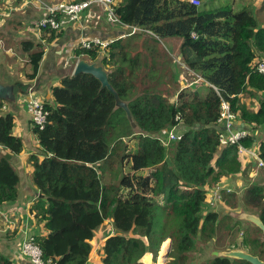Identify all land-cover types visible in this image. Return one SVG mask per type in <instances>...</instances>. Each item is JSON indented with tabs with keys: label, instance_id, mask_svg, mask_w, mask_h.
<instances>
[{
	"label": "trees",
	"instance_id": "trees-1",
	"mask_svg": "<svg viewBox=\"0 0 264 264\" xmlns=\"http://www.w3.org/2000/svg\"><path fill=\"white\" fill-rule=\"evenodd\" d=\"M114 13L137 31L130 40L108 43L99 63L110 69L108 81L131 118L90 74L65 76L52 88L54 105L43 103L45 122L42 128H32L39 152L28 157L32 181L41 194L29 209L43 231L33 238L44 260L86 264L95 229L111 217L121 234L104 241L101 264H142L141 257L151 252L154 258L167 238L174 251L167 264H186L197 238L213 237L220 227L233 228L218 213L209 212L205 201L211 188L206 187L217 183L222 169L233 172L240 166L233 156L236 146L219 145L221 101L250 128L240 141L243 147L252 146L251 131L264 125V98L259 96L264 93V73L255 70L264 59V27L250 6L234 9L228 3L206 7L190 0H120ZM41 30L48 40L57 33ZM170 37L181 39V64L192 72V79L201 77L204 95L198 94L199 87H181L175 79L171 57L157 47ZM33 46L22 43L29 52L31 78L42 55V44ZM100 51L99 45L80 44L73 55L94 62ZM4 103L0 99V144L17 154L21 140L12 133V115L1 111ZM172 127L177 134L164 145L155 134ZM131 136L135 151L124 146L120 156L128 171L116 185L109 184L105 171L121 152L113 144ZM257 153L264 164V137ZM17 181L8 158L1 156L0 205L14 200ZM243 204L264 225V187L248 186ZM252 226L255 235L244 231L240 246L264 262V232ZM126 233L146 238L147 244ZM0 264L10 263L0 255ZM207 264L249 263L213 256Z\"/></svg>",
	"mask_w": 264,
	"mask_h": 264
},
{
	"label": "crops",
	"instance_id": "crops-1",
	"mask_svg": "<svg viewBox=\"0 0 264 264\" xmlns=\"http://www.w3.org/2000/svg\"><path fill=\"white\" fill-rule=\"evenodd\" d=\"M61 1L80 0H0V84L12 86L14 95L13 101L4 100L5 103L1 111L12 115V133L21 140L22 144L21 151L17 154L10 153L0 144V157L5 156L8 158L18 177L14 200L0 205V255L10 264H32L22 254V243L28 237L43 233L41 223H37L29 212L30 207L40 199L41 194L32 181V167L28 163V157L39 152L38 140L32 130L28 103L32 99H38L48 105H54L52 88L58 86L63 77L73 75L78 60L83 59L89 62L84 57L76 58L73 55L75 48L80 47V44L84 41L94 38H98L101 41L113 39L127 41L132 37V35H125L129 32V25L122 24L119 20L118 23L109 24L106 21L104 10L92 8L88 16H81L75 22H69L53 29L57 31L53 39L48 40L47 37L44 39L45 35L41 28H37L38 20L44 15L42 4H54ZM119 1L115 0V4ZM236 1L211 0V2L206 4V7H215L219 4L228 3L234 8ZM201 2L204 3V0H201ZM240 3L242 5L238 8L250 6L247 1L244 4L245 0H240ZM250 7L254 11L255 18L260 21L259 24L264 27V0H256V5ZM95 15L97 19H94ZM25 41L32 42L34 46L42 44V55L37 71L32 78L29 77L31 71V66L28 63L29 52H25L22 49V43ZM159 45L157 47L162 51L164 49L171 57V68L175 72V79L181 84L180 86L199 87L198 94L204 95L207 88L200 86V84L203 85L204 83H191L192 80L190 79L192 78L189 77H192V72L181 64L179 53L181 39L175 37L165 38L162 39ZM103 50L104 47L101 48L99 57L94 61L97 65H101L99 61L105 54ZM105 70L106 72L110 71L109 68ZM259 96L264 98V93H260ZM245 98L248 100L250 96L246 95ZM255 101L257 102V100ZM218 126L221 128L220 123ZM233 127L235 130L250 132L249 126L238 118L233 122ZM170 129L166 128L155 134L164 145L168 143L164 140H166L165 138ZM135 131L137 132V129ZM251 135L254 139L252 143L253 149L258 152L259 143L264 137V125L251 131ZM129 148V151H135V145H129ZM167 153L170 156V152ZM233 156L236 162L240 164L238 170L233 171V173L222 169L223 173L217 183L206 187V189H210L216 184H221L224 187L222 190L224 201L212 212L218 213L223 209L224 213L221 216L218 213L220 219L232 217L240 210L245 221H249L252 224L251 218H258V216L252 213L250 207H245L243 203L245 202L248 186L260 185L264 187V164L260 165L258 160L245 154L236 153ZM230 157H232V154L226 159L228 160ZM214 168L216 170V167ZM228 198L236 200L238 204L236 206L232 205ZM205 210L203 215L208 212L207 207ZM242 215L240 216L242 217ZM112 221V218L108 217L95 229L93 238L89 241L91 251L86 264H101L100 257L104 241L110 236L121 234L113 227ZM231 225L236 224L233 223ZM124 236L139 237L131 233H126ZM226 236L222 237L218 229L217 235L197 241L195 250L186 254V264H207L214 256V252L217 253V256L229 259H235L228 256V253L233 250L237 251L240 249L239 251L245 252L240 246L241 235L239 239L237 236L234 238L233 242L238 239V244L225 243L223 245L221 237L225 238ZM139 238L147 244L146 238ZM223 246H226L224 250L227 249L228 251L222 254ZM170 249V239L167 238L161 243L159 251L154 258L151 252H146L141 257L140 262L142 264H167L168 257L166 255ZM152 259L155 261L153 262Z\"/></svg>",
	"mask_w": 264,
	"mask_h": 264
},
{
	"label": "built area",
	"instance_id": "built-area-1",
	"mask_svg": "<svg viewBox=\"0 0 264 264\" xmlns=\"http://www.w3.org/2000/svg\"><path fill=\"white\" fill-rule=\"evenodd\" d=\"M190 3L197 6L199 5V1L197 0H190ZM114 6L115 0H80L69 2L61 1L54 4L45 3L42 4L44 15L38 20L37 28L56 29L61 25L77 21L81 16H88L91 13L92 8L104 10L106 21L109 24L118 23V19L114 14ZM94 19H97L96 15L94 16ZM136 31V27H129V32L125 35H134ZM145 32L149 33L148 31ZM111 41L112 40L101 41L98 38H94L81 43V47L89 48L90 44H96L102 48ZM255 70L258 73H264V59H261L256 63ZM200 81H202L201 77L195 75V79H192L191 83H198ZM212 88L217 91L216 87L212 86ZM28 109L31 113L32 127L42 128L47 115V112L43 109V102L38 99H32L28 103ZM235 119L236 116L230 111L228 103L221 101L218 117V122L221 124L218 136L220 147L235 145L238 154L248 155L249 157L258 160L259 164L262 165L263 163L259 160L258 154L253 149V146L245 148L240 144V141L246 137L248 132L245 130H235L233 127ZM174 129L175 128L172 127L169 130L167 138L164 141L169 142L174 139ZM223 189V185L216 184L209 190L206 204L211 211L215 210L217 205H219ZM21 251L32 264H55L50 259H42V252L35 243L33 237H28L23 241Z\"/></svg>",
	"mask_w": 264,
	"mask_h": 264
},
{
	"label": "rangeland",
	"instance_id": "rangeland-1",
	"mask_svg": "<svg viewBox=\"0 0 264 264\" xmlns=\"http://www.w3.org/2000/svg\"><path fill=\"white\" fill-rule=\"evenodd\" d=\"M246 1H247V3H249L250 4V6H255L256 5V0H245V3L244 4H246ZM208 2H211V0H204V3L205 4H207ZM202 2H200L199 3V5L201 4ZM198 5V6H199ZM242 5V3H240V0H237L236 2H235V7H234V9H238V7H240ZM141 40H142V38H140V39H137V41L138 42H141ZM189 78H192V77H189ZM184 79H185V77H184ZM190 80H192V79H190ZM130 98H133V96L132 95H130V96H128V99H130ZM131 126H132V129L133 128H135L134 127V124L131 122ZM135 129H133L132 131H134ZM174 133H176L177 134V132H176V130H174ZM168 134V133H167ZM166 138H167V136H166ZM165 138V139H166ZM134 145L135 144V141H134V139L132 138V136L131 137H123L122 139H120V142H116V143H114L113 144V148H115L116 149V152L118 151V152H120V153H118V155H117V159L116 160H114L113 162H114V164L112 165V167L111 168H109V169H107L106 171H105V181L106 182H109V184H113V185H116L118 182H117V180H118V178L122 175V174H124L125 172H127L128 171V166H127V164H126V160H124V161H122V162H120V156L125 152V150H124V148L126 147L127 148V150L128 149H130L129 148V145ZM125 146V147H124ZM125 154V153H124ZM168 159H169V157H168ZM240 194V193H239ZM238 194V195H239ZM222 201H224V198L223 197H221V200H220V203H219V205H221V202ZM228 201L232 204V205H237L238 203H237V201L236 200H232L231 198H228ZM218 206V205H217ZM220 209H222V207H220ZM209 211H211V210H209ZM217 211V210H216ZM204 212V211H203ZM212 212V211H211ZM219 214H220V216L224 213V210L222 209L221 211H219L218 212ZM240 215H242V213H241V211L240 210H238V212L236 213V214H234L232 217H227V218H225V220H224V222L223 223H226L228 226H230L231 224H233V223H235L236 225H233V228H231V230H229V231H227L226 229H223L222 227H220L219 228V230H220V232H221V234H222V237H224V236H226V235H229V236H226L225 238H222L221 237V239H222V242H223V245L225 244V243H229V244H235V243H239L238 242V239L240 238L239 236L241 235V239H242V237H243V233H244V231L246 232V233H248V234H250V235H255L254 234V227L252 226L253 224H251V222H249V221H245V219L243 218V215H242V217L240 216ZM231 219V220H230ZM239 222V223H238ZM247 222V224H245ZM220 225V224H219ZM232 226V225H231ZM256 235H258V234H256ZM238 237V239H236V242H233L234 241V238L235 237ZM197 241H201V239H199V238H197ZM241 241V240H240ZM224 247V246H223ZM226 247V246H225ZM225 247L224 248H222V254L224 253V252H226V251H228L227 249L226 250H224L225 249ZM238 247H240V246H238ZM240 250V249H239ZM163 251H164V249H163ZM163 251H162V253H163ZM174 254V251L172 250L171 251V249H170V251L169 252H167V255H166V257H168V262L171 260V255H173ZM157 255V254H156ZM157 258V257H156ZM186 259H187V257H186ZM152 261L154 262L155 260H153L152 259Z\"/></svg>",
	"mask_w": 264,
	"mask_h": 264
},
{
	"label": "water",
	"instance_id": "water-1",
	"mask_svg": "<svg viewBox=\"0 0 264 264\" xmlns=\"http://www.w3.org/2000/svg\"><path fill=\"white\" fill-rule=\"evenodd\" d=\"M78 73L90 74L95 79H97L100 82V88L107 89L114 96L115 106L121 108L125 112L127 118L130 120L131 116L127 105L125 104V102L119 99L117 93L115 92V90L112 88V86L108 81L106 70L101 65H97L94 62L89 63L83 59H80L77 61L75 65L73 75H76ZM0 99L5 101L7 100L13 101L14 100L13 87L9 85L0 84ZM251 221L253 225H255L261 231L264 232V225L261 223V221L258 218L252 217ZM216 256L217 253L214 252V257ZM228 256L232 258L244 260L249 264H264V262L259 260L257 257L239 250L237 251L233 250L229 252Z\"/></svg>",
	"mask_w": 264,
	"mask_h": 264
}]
</instances>
